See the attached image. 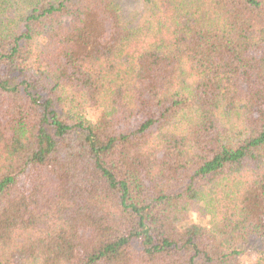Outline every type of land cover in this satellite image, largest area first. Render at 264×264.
<instances>
[{"label":"trees","instance_id":"1","mask_svg":"<svg viewBox=\"0 0 264 264\" xmlns=\"http://www.w3.org/2000/svg\"><path fill=\"white\" fill-rule=\"evenodd\" d=\"M0 264H264V0H0Z\"/></svg>","mask_w":264,"mask_h":264},{"label":"rangeland","instance_id":"2","mask_svg":"<svg viewBox=\"0 0 264 264\" xmlns=\"http://www.w3.org/2000/svg\"><path fill=\"white\" fill-rule=\"evenodd\" d=\"M196 211V210H195ZM192 213V217L194 218V220L196 221H201V217L199 216V214L197 212Z\"/></svg>","mask_w":264,"mask_h":264}]
</instances>
